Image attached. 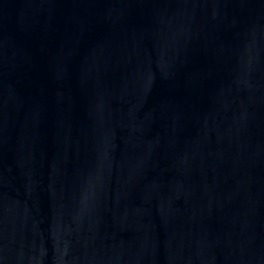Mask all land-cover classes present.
<instances>
[{"label": "water", "instance_id": "obj_1", "mask_svg": "<svg viewBox=\"0 0 264 264\" xmlns=\"http://www.w3.org/2000/svg\"><path fill=\"white\" fill-rule=\"evenodd\" d=\"M0 264H264V0H0Z\"/></svg>", "mask_w": 264, "mask_h": 264}]
</instances>
